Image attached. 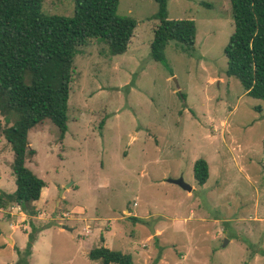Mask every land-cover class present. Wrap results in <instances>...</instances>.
Instances as JSON below:
<instances>
[{
    "label": "rangeland",
    "instance_id": "rangeland-1",
    "mask_svg": "<svg viewBox=\"0 0 264 264\" xmlns=\"http://www.w3.org/2000/svg\"><path fill=\"white\" fill-rule=\"evenodd\" d=\"M41 11L70 17L74 0ZM156 11L154 0H119L116 15L136 20L127 51L91 39L74 52L64 136L52 123L28 133L26 166L47 197L33 217L0 211V264H99L87 254L101 244L133 264H264V99L225 73L230 1L167 0L169 19L196 26L192 51L168 41L169 68L149 55ZM12 158L0 135L1 192L15 189ZM178 177L192 190L168 181Z\"/></svg>",
    "mask_w": 264,
    "mask_h": 264
},
{
    "label": "trees",
    "instance_id": "trees-1",
    "mask_svg": "<svg viewBox=\"0 0 264 264\" xmlns=\"http://www.w3.org/2000/svg\"><path fill=\"white\" fill-rule=\"evenodd\" d=\"M42 1L0 0V135L10 144L15 177L13 192L0 191V207L19 204L29 217L38 214L34 202L46 184L26 166L35 154L28 133L52 123L63 137L74 52L91 39H100L109 55L123 54L136 27L133 17L116 15L119 0H74L70 17L43 13ZM154 1L158 24L153 29L149 55L168 67V41L192 51L196 26L193 19H169L167 0ZM229 1L233 31L224 47L225 73L238 79L250 96L264 99V0ZM208 176L207 161L196 159L194 180L202 185ZM34 239L31 232L27 254L31 253ZM87 256L99 264H133L130 254L103 244L91 248Z\"/></svg>",
    "mask_w": 264,
    "mask_h": 264
},
{
    "label": "built area",
    "instance_id": "built-area-1",
    "mask_svg": "<svg viewBox=\"0 0 264 264\" xmlns=\"http://www.w3.org/2000/svg\"><path fill=\"white\" fill-rule=\"evenodd\" d=\"M134 205H136V202L134 203ZM0 211H7L10 214H15V213H21L22 209L21 206L19 204H10L5 208L0 207ZM70 216V213L67 212H63L60 216V218L62 219L63 217H68ZM91 232V228L89 225H86V227L84 228V233L87 235Z\"/></svg>",
    "mask_w": 264,
    "mask_h": 264
},
{
    "label": "water",
    "instance_id": "water-1",
    "mask_svg": "<svg viewBox=\"0 0 264 264\" xmlns=\"http://www.w3.org/2000/svg\"><path fill=\"white\" fill-rule=\"evenodd\" d=\"M169 182L171 183H175L177 185H179L181 188L187 190V191H191L192 190V186H190L189 184H187L182 177H178V178H175V179H168ZM63 190H61V193H62ZM62 227L64 229H68V230H71V228L65 226V225H62ZM148 227L150 228V231L151 233H154V228H153V223L152 225L149 224Z\"/></svg>",
    "mask_w": 264,
    "mask_h": 264
},
{
    "label": "crops",
    "instance_id": "crops-1",
    "mask_svg": "<svg viewBox=\"0 0 264 264\" xmlns=\"http://www.w3.org/2000/svg\"><path fill=\"white\" fill-rule=\"evenodd\" d=\"M67 187V186H66ZM14 190H7V193H10V192H13ZM47 191H48V189H47V187H43L42 188V190H41V194H40V198L37 200V201H35L34 202V204L35 205H37L38 207H40V205L42 204V202L44 203V201H45V199H46V197H47ZM64 191H65V189H63V191H62V194L64 193ZM43 195H44V199L42 198L43 197ZM21 214V216L23 217L22 219H25V217L27 216L23 211L20 213ZM100 222V221H99ZM102 222V221H101ZM100 222V223H101ZM99 223V224H100ZM26 226V225H25ZM63 228V227H62ZM102 242H104V241H102Z\"/></svg>",
    "mask_w": 264,
    "mask_h": 264
}]
</instances>
